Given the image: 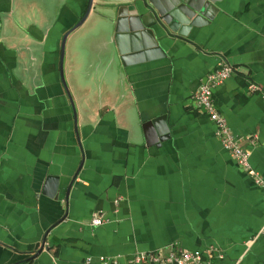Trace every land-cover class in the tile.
Masks as SVG:
<instances>
[{"label": "crops", "instance_id": "obj_1", "mask_svg": "<svg viewBox=\"0 0 264 264\" xmlns=\"http://www.w3.org/2000/svg\"><path fill=\"white\" fill-rule=\"evenodd\" d=\"M91 1L61 62L78 0H0V264H134L171 245L264 264V193L192 102L221 61L233 67L213 102L264 180V0H216L185 36L158 32L153 53L117 59L104 99L90 85L117 50L95 8L126 19L137 0ZM89 21L79 50L94 45L98 64L82 73L73 33Z\"/></svg>", "mask_w": 264, "mask_h": 264}, {"label": "water", "instance_id": "obj_2", "mask_svg": "<svg viewBox=\"0 0 264 264\" xmlns=\"http://www.w3.org/2000/svg\"><path fill=\"white\" fill-rule=\"evenodd\" d=\"M91 2L84 17L63 36L61 40V62L65 39L71 31L81 26L87 19ZM215 2L216 0H137L134 5L135 14L125 19L120 17V10H118V16L115 20L113 19L111 4L101 3L100 6L104 7V12L99 18L104 17L108 21L105 29L108 34L113 27V41L117 51L115 52L110 45L109 51L106 53L108 60L100 63V67L108 63L106 67L111 72L114 70L117 59L124 65L130 56L137 57L143 52L153 53L159 47L156 39L158 32L167 36L170 32L185 36L192 28L201 27L211 21L213 14H215ZM123 44H125L124 49L121 48ZM60 78L65 85L62 70L60 71ZM43 246L40 245V249Z\"/></svg>", "mask_w": 264, "mask_h": 264}, {"label": "built area", "instance_id": "obj_3", "mask_svg": "<svg viewBox=\"0 0 264 264\" xmlns=\"http://www.w3.org/2000/svg\"><path fill=\"white\" fill-rule=\"evenodd\" d=\"M233 73V67L225 60L221 61L218 67L207 75L205 81L200 85L193 95V106L206 113L209 120L215 127L214 135L219 139L223 149L230 154L236 164L251 177L255 185L262 189L264 193V180L251 167L249 163L250 152L240 147L238 139L233 136L225 119L216 109L213 102V90L221 85ZM259 87L255 84H249L248 91L251 93L258 91ZM117 203V201H115ZM103 223L101 216H95L91 224L101 225ZM211 253V250H209ZM101 264H117L116 259L100 257ZM130 262L134 264H208L202 252L198 250H176L173 245L169 246L166 254L162 252L137 253Z\"/></svg>", "mask_w": 264, "mask_h": 264}, {"label": "rangeland", "instance_id": "obj_4", "mask_svg": "<svg viewBox=\"0 0 264 264\" xmlns=\"http://www.w3.org/2000/svg\"><path fill=\"white\" fill-rule=\"evenodd\" d=\"M90 2H91V0H82V2L80 0H78V4L79 5H78V8H76V9L79 10V16L77 18H73L71 20H68L67 25L69 26V29L67 30V32L71 28H73L84 17L86 11L88 10V8L90 6ZM103 8L104 7H102L100 5H96L95 10H96L97 17L95 19V23L99 20L100 16H98V14H100V15L103 14ZM86 25L91 27L93 24H92L91 21H89L88 24L85 23L75 33H73L74 34V36H73L74 45H73L72 49H76L78 51H81V50H79V47H80V44H81V38H82V35H83L84 39H85V36H86V33L81 34V32L83 30H85ZM67 32H65L64 35ZM107 37H108V35H105L103 38L105 39ZM70 42H69L70 45L69 44H67V45L64 44V48L63 49L68 48V46L70 48L71 47V43ZM93 47H94V45H92L90 48L86 45L85 47H83V52L81 51L83 56L84 55L88 56L86 58L87 60L84 61L83 64H82V73H85L88 70V67H87L88 64L89 65L92 64V68L89 71L95 72V70H96V67H97V64H98V60H96V58L94 56L95 54L92 52ZM77 59L79 60V58H77ZM78 60H77V62H78ZM105 69H106L105 65L104 66L102 65L101 67H99L98 72L96 71L94 73L93 84L90 85L92 87V89L96 91L95 93L99 95V97L103 95V99L106 98V96H107V94L104 93V92H106L105 90H109L111 88L117 90L116 86L113 83V78H114L113 75H114L115 70H113L114 72H111V73H108V74L105 75Z\"/></svg>", "mask_w": 264, "mask_h": 264}]
</instances>
